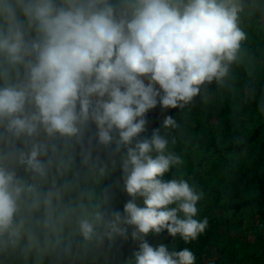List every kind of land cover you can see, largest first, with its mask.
<instances>
[{
  "label": "clouds",
  "instance_id": "9594fccd",
  "mask_svg": "<svg viewBox=\"0 0 264 264\" xmlns=\"http://www.w3.org/2000/svg\"><path fill=\"white\" fill-rule=\"evenodd\" d=\"M240 0H0V264H73L137 243L127 264H195L204 193L146 114L183 109L241 52ZM172 116L162 121L176 127ZM120 181L105 184L115 172ZM129 199L113 207V188ZM138 199L141 201L138 203Z\"/></svg>",
  "mask_w": 264,
  "mask_h": 264
},
{
  "label": "trees",
  "instance_id": "16d2710c",
  "mask_svg": "<svg viewBox=\"0 0 264 264\" xmlns=\"http://www.w3.org/2000/svg\"><path fill=\"white\" fill-rule=\"evenodd\" d=\"M240 3L243 11L239 23L246 40L228 75L222 82L204 85L183 109L164 110L157 105L146 114L142 134L151 137L153 130L160 129L168 140L174 138L168 151H173L181 163L173 166L165 179L183 177L202 191L197 218L208 219L205 232L188 244L166 230L149 234L147 241L153 246L164 244L170 251L189 248L196 256L195 264H228L255 257L256 264H264V0ZM252 9L257 10L255 24L245 26L250 21L244 16ZM256 40L261 41L254 45ZM166 116H172L177 126L163 128ZM183 144L198 150L195 161L175 153L174 148H183ZM120 179L117 171L104 183L114 185ZM128 199L122 187L113 188V207L122 211ZM252 219L258 224L253 231L258 249L248 241V249L239 257L235 245L242 242L243 232L233 229ZM130 233L131 228L129 238L118 239L113 247L95 246L73 264H127L137 249Z\"/></svg>",
  "mask_w": 264,
  "mask_h": 264
},
{
  "label": "rangeland",
  "instance_id": "374dc122",
  "mask_svg": "<svg viewBox=\"0 0 264 264\" xmlns=\"http://www.w3.org/2000/svg\"><path fill=\"white\" fill-rule=\"evenodd\" d=\"M256 13H257L256 9H252L249 12L246 13V15L244 16V19H245L246 22L250 21V23H244L245 26H248L249 24L252 25V23L255 24L254 23V19H256ZM258 41H261V40H256L254 45L259 44ZM173 139L174 138H171V139L168 140L169 141L168 146H172V140ZM182 146L184 148V151H182V149H183L182 147H179L177 149L174 148L175 153H180L181 155H186V157H188V159H190L192 161H195L196 158L198 157V154H199L198 150L195 149V147L190 146V144H187V145L183 144ZM172 153H173V151H172ZM245 222H246V220L242 221V224H238L233 229L234 231L238 230L239 232H243L242 242L240 243L242 246H239L240 244L235 245V247L239 251V253H238L239 257L243 256V254L245 253L246 249H248V247H249L248 244H247L248 241L249 242L252 241L251 244H252V246H254L253 248L258 249V246H256V242L254 241L255 239H254V235H253V233H254L253 231L255 229H257L258 224L255 221V219H252L251 222H249V221H247L246 223ZM256 259H257V257L249 259V260H242V261L233 260L232 262H230L228 264H256V261H257Z\"/></svg>",
  "mask_w": 264,
  "mask_h": 264
}]
</instances>
